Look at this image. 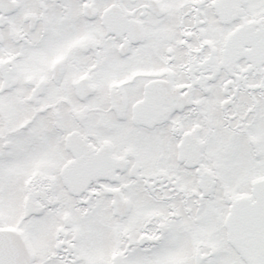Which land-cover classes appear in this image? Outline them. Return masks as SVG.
<instances>
[{"label":"snow or ice","instance_id":"obj_1","mask_svg":"<svg viewBox=\"0 0 264 264\" xmlns=\"http://www.w3.org/2000/svg\"><path fill=\"white\" fill-rule=\"evenodd\" d=\"M0 264H264V0H0Z\"/></svg>","mask_w":264,"mask_h":264}]
</instances>
